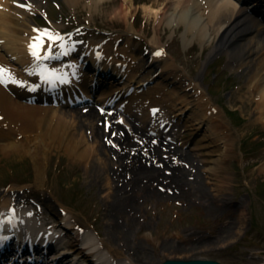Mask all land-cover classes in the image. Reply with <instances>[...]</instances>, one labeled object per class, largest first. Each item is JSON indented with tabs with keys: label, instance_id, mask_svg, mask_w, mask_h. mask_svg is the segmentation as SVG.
Returning <instances> with one entry per match:
<instances>
[{
	"label": "bare ground",
	"instance_id": "bare-ground-1",
	"mask_svg": "<svg viewBox=\"0 0 264 264\" xmlns=\"http://www.w3.org/2000/svg\"><path fill=\"white\" fill-rule=\"evenodd\" d=\"M65 1L70 5L77 6L81 0ZM104 1L107 0H87L89 2L87 7L90 11L98 13L99 5ZM147 4L146 10L155 12L156 15L160 13L164 20H168L166 25L171 28L174 24L177 28L182 25L188 27L187 31H189V35L191 34L192 40H200L206 43L209 34L214 36L217 40L216 42L212 40V44H215L212 52H219L220 49L231 47L227 53L229 62L239 63L241 67H245L244 70L249 71L246 76L255 85L254 98L257 100L252 112H259L260 116L251 115L250 123L264 118V38L262 39L258 33L264 27V19L259 20L255 16H251L252 9L247 4H234L231 0H222L220 3L207 0L203 4V7L207 5L206 11L201 9L199 0H147ZM237 6L239 7L237 8ZM135 10H137L135 0H120L112 9L111 14L127 21L128 16L133 14ZM161 22L160 19L157 25L160 26ZM56 28L57 26L54 25L51 29L44 30L49 43L53 41L51 31ZM35 30V25H32L27 16H15L0 9V38H6L4 48L8 52L16 54L19 60L20 58L23 59L22 62L26 58L25 41L30 38L25 33L32 32L33 34ZM133 33L137 32L133 31ZM151 43L155 49L148 68L153 69L160 60L158 58L162 51H160L161 44L157 37H154ZM169 64L167 63V65ZM168 70L169 67H164V73H167V76L164 77L163 75L162 77L165 80L171 77ZM151 73L150 71L148 75H145L144 79L150 80ZM195 81L201 85L199 77ZM162 84H164L163 81L160 82V85ZM199 84L196 83L193 87L198 91L197 94L202 93ZM174 92L179 93L176 89ZM16 95L18 98L1 90L0 107L4 108L3 114L11 120L12 125L16 122H22L19 133H23L25 139L20 140L15 137L16 139L13 140L1 141V148L4 151L10 149L9 152L11 153L26 150L28 154L33 156L41 179H43L41 174L45 172L41 158H46L45 153L49 152L51 147L65 146L72 159L77 157L76 161L79 160L86 167V175H90L92 181L99 184V190L105 194L106 212L104 216L107 219L105 234L111 238H104L103 243L105 246L108 245L116 259L109 260L110 263L114 261V264H121L123 260L130 264H134L133 261H147L149 264L159 263L149 260V257L152 256L149 253H153L151 249H146L141 242L133 240L129 225L133 226L136 217L131 216V221L125 222V224L121 222L119 217L120 214H123L124 211L122 210L125 207L137 205L135 204V196L139 193L142 198L154 197L158 199L157 203L160 197H165V195L171 197L177 194L184 199H194L195 202L202 204L208 212L220 215L231 211V208H235L233 213H237L239 207L243 206V202L234 206V201L227 197L231 177L225 176V174L228 173L227 161L235 156L231 154L234 145L229 142L230 138L234 137L225 129V127L228 128L225 123H222L221 127L209 124L203 133L207 116H203L200 110L197 111L198 107H193L197 102L190 95L186 96L189 101L183 107L177 108L179 110L177 115L180 116L187 109H193L192 112H189V118L186 121L187 129L191 136L195 135V138L199 134L202 136L195 141L189 151L187 149L181 150L172 144L154 146L144 144L143 147H147L148 155L143 153L144 148L140 147L139 143H136L129 136L114 138L118 143L120 142V149L109 146L105 140L101 139L105 131L95 123L97 114L92 109L86 114L77 109L54 111L37 104L33 105L21 101L20 98H23L24 94L17 90ZM200 102L205 103L204 100ZM208 102L206 99L207 104ZM175 105L178 106V104ZM87 132H90L89 136ZM138 133L143 134L142 131ZM2 134L4 133L0 135ZM141 137L143 138V136ZM221 143L226 147L225 150L217 148ZM149 160L150 163H148ZM166 168L172 170L170 174L165 172ZM0 204L9 208L13 203L10 200H3ZM245 215L242 213L236 221L233 220L234 224L227 227H232L227 236L229 239L237 233L234 230L237 223L245 222ZM123 216L125 215L123 214ZM195 236L196 234L190 232L188 238H179L186 240L182 243L164 239L158 244L164 250H171L176 253L185 249L202 252V247L205 248V253H212L219 245L218 242L225 238L221 234L215 236L200 235L195 241L193 239ZM170 237L172 238L173 235ZM88 238L90 237L88 236ZM112 239L123 244L124 248L122 247V249L124 250L121 251L120 247H112L109 241ZM175 257L190 259L199 256L189 254Z\"/></svg>",
	"mask_w": 264,
	"mask_h": 264
},
{
	"label": "rangeland",
	"instance_id": "rangeland-1",
	"mask_svg": "<svg viewBox=\"0 0 264 264\" xmlns=\"http://www.w3.org/2000/svg\"><path fill=\"white\" fill-rule=\"evenodd\" d=\"M59 2L65 15L84 19L86 22L90 20L93 25L97 24L109 29L112 33L119 32L126 40L132 39L133 48H139V53L143 51L140 46L144 44L140 43L141 37L129 34L128 31L132 30V25L140 29L147 41L157 35L159 42L164 45L169 44L168 50L172 52V57L175 59V66H172L173 72L179 70L192 77L200 74L202 81H205V89L212 91L215 100L222 99L227 108L238 110L235 117L232 115L233 119L221 113L223 119L218 121L225 122L227 129L234 137L230 138L229 142L234 145L231 154L235 156L227 161L228 173L225 174L231 177L227 197L234 201V206L241 202L243 206L239 207L237 213H233L235 208H231V211L220 215L208 212L194 199L190 201L177 194L168 197L165 192V197H160L157 203L158 199L142 198L139 193L135 196L137 205L125 207L122 210L125 216L119 215L124 224L131 221V216L136 217L133 226L129 225L133 240L141 242L144 248L153 251L149 253L152 255L149 260L153 262L160 263L166 259L184 258L175 256L194 254L199 256L196 258L216 259L223 264H264V118L250 123L251 115L259 117L260 113L252 112L256 106L255 102L241 100L245 96L252 95L249 86L245 83L246 76L243 72L233 71L227 65V57L223 52L211 56L210 44L202 46L200 40L193 39L189 47L191 39L189 36H192L189 35L188 27L185 25L175 30L166 25L167 19L160 17L162 22L158 26L156 13L146 10L144 3L137 5L139 6L137 12L134 16L129 15L127 22L111 14L120 0L104 1L99 5L100 12L95 16L90 14L87 7L89 2L87 3L86 0H81L77 6L73 5L74 10L64 0ZM194 41L195 44H193ZM166 62L173 61L164 60L159 66H164ZM214 103L218 109L222 110L218 103ZM184 134L185 140L189 137V132L186 131ZM1 140L9 141L10 139ZM194 144L193 142L190 147ZM190 147L185 148L188 150ZM217 148L226 149L222 143ZM9 150L4 151L0 144V192L4 184L11 182L9 184L16 190L25 191L20 193L21 195L27 196L30 193L29 195L38 196L45 201V206L47 204L49 210L52 209L57 214L61 213V207L68 210L73 219L77 220L83 228L89 229L94 237L98 236L100 241L111 238L105 234L107 228V219L104 216L105 194L99 190V184L93 182L90 175H86V167L79 160L76 161L77 157L72 159L69 156L65 146L51 147L50 151L45 153L46 158H41V164L45 167V172L41 174L43 179L37 171L33 156L26 150H20L17 153H11ZM8 197L7 199L12 198L11 195ZM242 213L246 214L245 222L238 221L237 227L234 228L237 233L229 239L227 236L232 227H227L234 224L233 220L236 221ZM190 232L196 234L193 238L195 241L200 235L221 234L225 238L218 242L219 245L212 253H205L204 247L201 248L202 252L185 249L176 253L164 250L158 244L164 239L182 243L186 240L179 238H188ZM109 241L112 247H120L121 251L124 250L123 244L114 239ZM133 263L149 264L147 261H133Z\"/></svg>",
	"mask_w": 264,
	"mask_h": 264
},
{
	"label": "snow or ice",
	"instance_id": "snow-or-ice-1",
	"mask_svg": "<svg viewBox=\"0 0 264 264\" xmlns=\"http://www.w3.org/2000/svg\"><path fill=\"white\" fill-rule=\"evenodd\" d=\"M25 6L27 7L29 5H25ZM37 31H40V30L37 29ZM51 39L53 41H55V40L61 39V37L53 35V36H51ZM40 47H41V45H37L35 42L32 45L33 53H34V55H36L38 57H39V49H40ZM52 55H53L52 50H51V48H49V50H48V56H52ZM48 71H50L52 73L55 72L54 69H50ZM5 73H7L8 75H11V73H10V71L8 69H5L3 66H0V78H3V76H4ZM44 78L45 79H52L53 77L52 76H49V75H45ZM16 83L23 84V83H26V82L17 80Z\"/></svg>",
	"mask_w": 264,
	"mask_h": 264
},
{
	"label": "water",
	"instance_id": "water-1",
	"mask_svg": "<svg viewBox=\"0 0 264 264\" xmlns=\"http://www.w3.org/2000/svg\"><path fill=\"white\" fill-rule=\"evenodd\" d=\"M164 264H220V263L213 260L192 259V260H168Z\"/></svg>",
	"mask_w": 264,
	"mask_h": 264
}]
</instances>
